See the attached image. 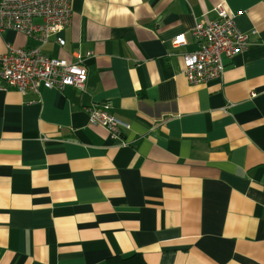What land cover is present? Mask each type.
Masks as SVG:
<instances>
[{"label":"crops","instance_id":"0c3cea01","mask_svg":"<svg viewBox=\"0 0 264 264\" xmlns=\"http://www.w3.org/2000/svg\"><path fill=\"white\" fill-rule=\"evenodd\" d=\"M219 5L250 45L225 60L222 80L191 84L181 55ZM72 10L64 48L0 33V56L8 45L68 61L80 52L88 70L84 91H0V264L133 253L264 264V0H73ZM104 103L130 126L121 140L89 123L87 109Z\"/></svg>","mask_w":264,"mask_h":264},{"label":"built area","instance_id":"2783aa9c","mask_svg":"<svg viewBox=\"0 0 264 264\" xmlns=\"http://www.w3.org/2000/svg\"><path fill=\"white\" fill-rule=\"evenodd\" d=\"M72 2L0 0V33L19 32L35 39L41 46L54 38L56 44L64 48L66 40L63 33L73 19ZM214 12V18L198 21L192 32L197 49L181 55L184 63L182 74L191 84L222 80L226 71L225 60L234 59L250 45V37L238 28L235 14L225 5H219ZM185 44L184 36L172 41L174 47ZM92 55L91 52L86 54L88 57ZM74 58V61L52 58L40 48L8 45L7 52L0 56V91L15 88L24 95H40L42 90L64 91L67 87L84 91L88 80L85 56L76 52ZM87 111L90 125L103 126L115 140H121L122 128H130L111 113L107 103L92 105Z\"/></svg>","mask_w":264,"mask_h":264},{"label":"trees","instance_id":"16d2710c","mask_svg":"<svg viewBox=\"0 0 264 264\" xmlns=\"http://www.w3.org/2000/svg\"><path fill=\"white\" fill-rule=\"evenodd\" d=\"M103 264H148L141 253H133L129 256L114 255Z\"/></svg>","mask_w":264,"mask_h":264},{"label":"bare ground","instance_id":"6f19581e","mask_svg":"<svg viewBox=\"0 0 264 264\" xmlns=\"http://www.w3.org/2000/svg\"><path fill=\"white\" fill-rule=\"evenodd\" d=\"M193 38H194V37H193ZM252 94H253V93H252ZM252 94H251V95H252ZM255 94H256V93H255Z\"/></svg>","mask_w":264,"mask_h":264}]
</instances>
